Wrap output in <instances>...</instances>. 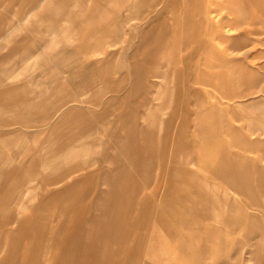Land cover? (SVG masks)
I'll list each match as a JSON object with an SVG mask.
<instances>
[{"label": "crops", "instance_id": "crops-1", "mask_svg": "<svg viewBox=\"0 0 264 264\" xmlns=\"http://www.w3.org/2000/svg\"><path fill=\"white\" fill-rule=\"evenodd\" d=\"M1 1L20 4V12L5 19L0 15L5 20L0 23V53L11 47H36L27 39L29 33L41 37V43L51 44L49 35L56 34L61 43L72 45L74 37L87 29L110 22L114 17L109 12L131 13L138 6L137 0ZM168 3L175 12L173 23L165 20ZM162 4L154 11V29L160 30L161 38L142 34L143 48L129 57L135 63L132 76L122 82L132 77L135 82L128 89L111 84L114 55L92 62L88 75L93 78L83 85L78 82L80 92L90 94V112L73 105L72 95L63 98L43 115L47 121L64 108L49 137L9 128L23 125L39 103L28 101V89L15 84L17 75L7 70L6 59L0 60V264L133 260L134 252L129 250L133 241H119L117 235L110 236L109 251H86L78 232L73 231L72 238L67 233L71 215L66 212L73 204L70 198L79 201L86 194L79 191L86 180H132L134 169L157 154L158 130L164 165L161 178L173 181V196H177V203L164 204L165 210L182 213L173 216L180 232L161 236V264H199V248L204 247L205 264H264V89L257 91L264 83V72L232 58L246 40L230 41L219 33L218 24L215 28L214 20L224 18L216 16L215 0H161ZM9 10L13 13V8ZM261 11L264 14L262 5ZM11 17L19 21H10ZM131 19H124V27ZM14 51L10 53L15 56ZM57 55L51 56L53 60ZM67 57L65 78L72 83L81 77L85 64L75 56ZM256 57L262 59V52ZM97 82L103 85L100 91ZM107 93L110 96L105 98ZM125 109L126 119L112 113L122 114ZM243 121L253 134L246 133ZM102 123L113 125L111 146L102 142L103 130L97 126ZM258 151L263 157H248ZM56 211H61V228L53 236L38 235L37 230L27 235L23 231L27 223L5 218L11 212L50 216ZM199 220L206 228L204 238L197 234ZM117 240L123 246L120 253Z\"/></svg>", "mask_w": 264, "mask_h": 264}, {"label": "rangeland", "instance_id": "rangeland-1", "mask_svg": "<svg viewBox=\"0 0 264 264\" xmlns=\"http://www.w3.org/2000/svg\"><path fill=\"white\" fill-rule=\"evenodd\" d=\"M221 1L225 3L222 4ZM137 3L136 10L131 13L126 9L118 15L109 12L114 18L117 15V18L102 24L99 28L87 29L79 37H74L72 45L61 43V39L56 37V34L49 35L51 44L43 42L42 44L39 40L41 37H38L35 33H29L27 39L34 43L36 47H11L2 51L0 60L6 59L4 62H6L7 70L8 68L13 69V75L18 77L15 84L18 87L25 86L28 89L27 98L29 102L39 103L38 107L32 110V114L25 117L23 125L14 124L16 126L9 128L17 127L20 131L28 134L40 133L43 138L49 137V135H52L51 126L64 108L59 110L54 117L47 118V121L43 118V115L49 109L52 110V105L62 101L63 98H67L68 95H72L75 101V103H72L73 105H80L82 110L90 112L92 103L87 97L90 94L80 92L78 82L80 81L83 85V82L86 83L91 80L93 77L88 75L91 63L109 59L111 55H114L111 65L113 70L111 84H120L124 89H128L134 81V77L124 83L122 79L126 76L129 78L130 74L132 76L133 64L135 63L129 57L138 47L143 48L141 47L143 45L141 42L142 34L150 33L151 38L154 33L153 37L155 35L159 36L160 30L154 29L155 23H157L154 11L161 9V6H163L161 0H137ZM262 3V0H215L214 11L217 12L216 16L221 15L224 18L215 19L214 24L215 28L218 24L219 33H224V37L229 38L230 41L236 39L246 40L240 51L231 54L232 58L246 60V63L254 71L263 73L264 70L261 68L264 65V26L262 24V15L264 14L261 11ZM19 5L9 6L3 2L0 3V15H4V19L7 14L17 15L20 12ZM9 7L13 8V13L10 10L7 12ZM173 13L175 12L168 3L165 12L167 22L173 23L172 19L175 17ZM130 16H132V19L129 25L124 27L122 24L125 21L124 19ZM4 19L0 18V23H3ZM10 21L16 22L19 20L16 18L14 20V17H11ZM46 31L43 30V32ZM159 37L161 38V35ZM148 47L150 46L148 45ZM13 48L15 49V56L10 53ZM182 48L179 47V49ZM18 49L23 52L16 53ZM67 51L70 54H66ZM247 52H250V57L246 56ZM261 52L262 59L257 58L256 54ZM56 53L58 55L53 60L51 56L54 57ZM68 55L77 57L79 61L85 64L81 77L73 80L72 83H69L65 78L67 70L65 65L67 64ZM102 86V83L97 82L95 87L97 91H100ZM172 86L174 85L172 84ZM263 89L264 83L257 91ZM236 90L241 91L240 88ZM142 94L140 93V97ZM104 95L105 98L110 96L109 93ZM19 99L21 100V97ZM140 99L138 98L136 101ZM128 112L126 109L122 114L119 110L112 111L115 117H121V119L128 118ZM238 112L242 113L240 110ZM6 116L8 119L12 118L8 114ZM167 117L168 115H165L164 119H167ZM242 125H245L247 129V124L244 121ZM97 126L103 130L102 142L111 146L113 142L109 136L113 125L102 123ZM262 127L264 128V123H262ZM252 132L246 130L249 135L253 134ZM158 133L160 134L155 148L157 154L149 156V163L144 164L143 169H134L132 180H86L85 185L80 186L79 190L85 191L86 194L80 195L78 197L79 201H76V197L70 198L73 204H69L72 210L66 212L69 213V216L71 215L66 231L68 230L67 233L71 235V238L74 237L73 231L78 232L76 236L80 237V241H82L81 238L84 239L86 251L100 250L103 245L109 249L110 236L117 235L119 241L125 238L133 241L132 246L129 245V250L134 252L133 260H119V264H126V262L128 264H161V236L177 235L180 232L173 221L175 219L173 216H179L182 213L165 210L167 207L164 204L177 203V196H173L175 190L173 181L161 178L164 174V165H161V131L158 130ZM218 136L219 133L215 132V137ZM262 139H264V130ZM248 157L261 158L263 154L258 151L256 154L248 155ZM19 159L23 160V157ZM200 183L201 181L198 180V185ZM199 191L202 190L199 189ZM58 202L60 203V201ZM199 202L201 201L199 200ZM49 214L50 216L44 212H11L5 213V218L19 220V223L20 221L27 223L28 226L23 229L27 235L34 234L33 231L37 230L38 235L53 236L61 228V211ZM203 223L201 220L198 221L197 234L198 237L204 238L206 228L201 226ZM119 245L123 247L121 243ZM204 248H199V264L206 263V260H203L204 254H201ZM80 249H82V246H80ZM107 249L103 248L102 251H108ZM123 252L125 251L123 250Z\"/></svg>", "mask_w": 264, "mask_h": 264}, {"label": "bare ground", "instance_id": "bare-ground-1", "mask_svg": "<svg viewBox=\"0 0 264 264\" xmlns=\"http://www.w3.org/2000/svg\"><path fill=\"white\" fill-rule=\"evenodd\" d=\"M262 1H263V3H262V8H263V10H264V0H262ZM149 124H150V123H149ZM149 124H148L147 126H149ZM150 126H151V125H150ZM150 126H149V129L151 128ZM152 129H153V128H151V130H152ZM151 133H152V132H151ZM152 134H153V133H152ZM153 135H154V134H153ZM150 137H152L151 134H150ZM153 138H155V137L153 136L152 139H153ZM149 140H150V139H149ZM145 141H146V140H145ZM152 141H155V140H152ZM153 143H154V142H153ZM155 144H156V143H155ZM149 146H150V144H149ZM155 146H156V145H155ZM149 148H150V147H149ZM151 150H152V147H151ZM151 150H149V153H150ZM154 150H155V149H154ZM151 154H153V151H152ZM113 189H114V188H113ZM111 197H112V196H111ZM70 218H71V217H70ZM70 218H69V219H70ZM70 220H71V219H70ZM94 223H95V222H94ZM105 239H106V238H105ZM117 242H118V240H117ZM120 243H121V242H118V252H120V250H121V248H122V247H120V245H119ZM103 248H104V249H107V247L104 246V245H103L102 249H103ZM102 249L100 248V250H102ZM100 250H99V251H100ZM107 250L109 251L110 249H107ZM112 250H115V247L112 248ZM92 251H95V250H92ZM92 253H93V252H92Z\"/></svg>", "mask_w": 264, "mask_h": 264}]
</instances>
